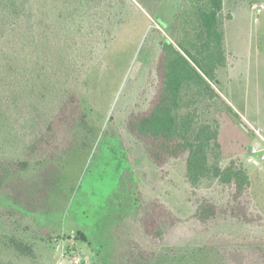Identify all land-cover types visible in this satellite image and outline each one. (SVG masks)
Here are the masks:
<instances>
[{"label":"rangeland","instance_id":"1","mask_svg":"<svg viewBox=\"0 0 264 264\" xmlns=\"http://www.w3.org/2000/svg\"><path fill=\"white\" fill-rule=\"evenodd\" d=\"M14 1L18 28L48 35L62 56L53 101L66 110L57 119L87 113L91 132L60 122L57 131L44 129L67 149L60 152L57 142L56 158L31 161L18 176L13 158L26 161L18 158L19 141L27 146L41 127L23 115L18 137L0 136V209L27 217L17 230L0 212V260L148 264L149 256L162 254L177 264H264V154H251L258 143L264 146V0H224L222 13L228 66L218 76L224 100L239 115L221 102L213 110L221 123V167L244 169L250 179L241 195L219 181L193 189L186 155L155 165L125 128L130 114L147 112L156 98L162 46L173 39L184 0ZM74 141L83 145L71 146ZM205 203L215 211L201 222ZM161 208L169 224L156 246L148 221ZM13 236L32 244L34 258L11 247Z\"/></svg>","mask_w":264,"mask_h":264},{"label":"trees","instance_id":"2","mask_svg":"<svg viewBox=\"0 0 264 264\" xmlns=\"http://www.w3.org/2000/svg\"><path fill=\"white\" fill-rule=\"evenodd\" d=\"M223 10L224 0H184L173 26V39L165 40L162 46L156 98L147 112L130 114L125 128L144 146L155 165H164L167 158L186 155L187 179L193 189L205 182L219 181L235 186L241 195L250 188V179L244 169L234 165L221 167V123L213 110L221 102L229 113L238 116L224 100L218 76L228 66ZM17 11L20 8L14 0H0V136L4 135L6 142L12 141V134L18 137L19 119L23 115L27 116L28 124L41 127V134L27 146L26 142L19 141L24 150L18 158L23 156L26 161L19 163L21 159L13 158L16 162L12 166L18 176L31 169V161L56 158L54 144L57 142L62 145L60 152L67 149L63 148L67 146L66 141L60 143L58 135L52 139L51 134H44V129L53 126L57 131V122H60L66 126L79 124L83 135L91 130L87 113L70 112L71 117L57 119L56 113L64 115L66 110L59 101L56 105L53 101L61 89L58 88L61 79L56 74L62 66L59 62L62 56L48 35L19 29ZM49 108L53 110L50 118ZM76 145L83 144L74 141L71 146ZM214 211L212 205L205 203L197 215L201 222H206ZM0 212L7 226L16 225L19 230L26 224L27 217L19 211L5 207ZM148 223L150 236L157 246L169 224V214L161 208L159 213L149 215ZM9 243L20 256L34 258L32 244L17 236L11 237ZM152 258L153 255L149 256L148 264H177V260L173 262L162 254ZM0 264L12 263L0 260Z\"/></svg>","mask_w":264,"mask_h":264},{"label":"built area","instance_id":"3","mask_svg":"<svg viewBox=\"0 0 264 264\" xmlns=\"http://www.w3.org/2000/svg\"><path fill=\"white\" fill-rule=\"evenodd\" d=\"M263 139V138H262ZM263 143H264V139H263ZM263 153L264 154V146H261L260 143H258L255 147L252 148L251 150V154L252 155H257ZM261 160L264 161V155H262ZM254 163L258 165L259 161L258 160H254ZM76 263H80L79 261H76Z\"/></svg>","mask_w":264,"mask_h":264},{"label":"crops","instance_id":"4","mask_svg":"<svg viewBox=\"0 0 264 264\" xmlns=\"http://www.w3.org/2000/svg\"><path fill=\"white\" fill-rule=\"evenodd\" d=\"M225 96V95H224ZM226 97V96H225ZM226 100L229 102V104H230V106L232 107V108H234L233 106H232V104L230 103V101L227 99V97H226ZM234 111L236 112V110L234 109ZM237 113V112H236ZM238 114V113H237ZM239 115V114H238Z\"/></svg>","mask_w":264,"mask_h":264}]
</instances>
